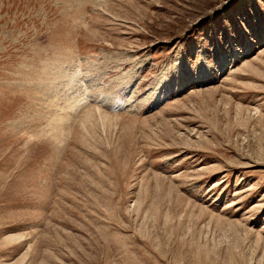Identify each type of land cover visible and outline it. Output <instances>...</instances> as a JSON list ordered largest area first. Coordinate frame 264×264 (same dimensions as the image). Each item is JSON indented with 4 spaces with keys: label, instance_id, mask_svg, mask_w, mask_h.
Segmentation results:
<instances>
[{
    "label": "rangeland",
    "instance_id": "374dc122",
    "mask_svg": "<svg viewBox=\"0 0 264 264\" xmlns=\"http://www.w3.org/2000/svg\"><path fill=\"white\" fill-rule=\"evenodd\" d=\"M0 264H264V0H0Z\"/></svg>",
    "mask_w": 264,
    "mask_h": 264
},
{
    "label": "bare ground",
    "instance_id": "6f19581e",
    "mask_svg": "<svg viewBox=\"0 0 264 264\" xmlns=\"http://www.w3.org/2000/svg\"><path fill=\"white\" fill-rule=\"evenodd\" d=\"M93 118V113L91 112V113H89L86 117H85V119H84V124H86V123H88L89 122V120H91ZM105 117L101 114V116H100V119L103 121V119H104ZM56 119V118H55ZM63 119L62 118H58V121L59 122H61ZM83 122V121H82ZM58 125H60V124H58ZM56 126V125H55ZM85 126V125H84ZM57 127V126H56ZM83 127V126H82ZM53 129V128H52ZM60 129V128H59ZM60 130H62V129H60ZM57 132V131H56ZM54 134V133H53Z\"/></svg>",
    "mask_w": 264,
    "mask_h": 264
}]
</instances>
